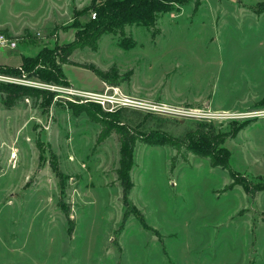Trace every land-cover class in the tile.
Listing matches in <instances>:
<instances>
[{"label":"rangeland","instance_id":"rangeland-1","mask_svg":"<svg viewBox=\"0 0 264 264\" xmlns=\"http://www.w3.org/2000/svg\"><path fill=\"white\" fill-rule=\"evenodd\" d=\"M102 1L0 0L2 52L34 57L0 65V264H264V190L231 178L264 177V0H164L149 25H110ZM122 107L162 115L169 139L207 123L229 166L137 140L121 224L126 166L93 112Z\"/></svg>","mask_w":264,"mask_h":264},{"label":"trees","instance_id":"trees-1","mask_svg":"<svg viewBox=\"0 0 264 264\" xmlns=\"http://www.w3.org/2000/svg\"><path fill=\"white\" fill-rule=\"evenodd\" d=\"M100 7L101 10H99V14L107 18L106 20L108 21L117 17L125 24L136 21L137 23L149 25V20L152 19L151 12L156 10L162 11L164 9L163 7H165V3L164 0H103ZM96 17L97 15H95V18ZM104 20L105 19H102V21L98 23V27H101ZM110 25H112V23ZM96 31H98V29ZM3 33L5 32L3 31ZM76 47V41L68 43L65 50L60 53V61L67 62L69 55ZM60 51H62V48ZM38 55L35 56L37 59ZM33 58L34 57L30 55H22V63L20 66L11 67L3 65V67L6 70L25 71L26 67L29 66L27 65L28 62L33 60ZM59 65V63H55L53 70L50 71V73L52 72V76H62ZM81 66L92 70L96 75L100 76L103 81L108 79L106 75L107 70L97 69L92 64H83ZM93 116L102 124L99 133V141L109 137L112 133H116L121 150L120 162L126 166L125 174H120L119 176L121 186L120 196L124 207L121 224H123L129 214L127 209L130 205L128 194L132 189L133 182L129 179L128 171L131 168L133 148L137 140L150 144H161L173 141L174 145H184L185 149L188 151H193L202 157H208L213 166H223L225 168L229 166L228 149L223 146L219 147V141L215 142L209 138L213 136L205 131L206 127H210L207 123L195 122L193 126L195 128L185 129L182 135L169 139L161 133L165 127V122L161 121L162 115L151 112H145L144 114L138 109L122 107L117 109L114 113L109 114L108 118L103 117V115L96 111L93 112ZM169 137L171 136L169 135ZM231 178H233L234 183L242 187L244 193L251 199H253L259 191L264 190V177H255L253 180H249L243 175L232 174ZM63 211L65 215L68 216V210L63 208Z\"/></svg>","mask_w":264,"mask_h":264},{"label":"built area","instance_id":"built-area-1","mask_svg":"<svg viewBox=\"0 0 264 264\" xmlns=\"http://www.w3.org/2000/svg\"><path fill=\"white\" fill-rule=\"evenodd\" d=\"M0 46H8L10 48H14L15 47V41L8 39L4 34H0ZM2 79L8 80V81H12L14 80L11 77H1ZM17 81V80H16ZM72 91V90H71ZM74 92V90L72 91ZM76 93L75 95H78V92H74ZM83 95H85L84 100L88 101V102H94L96 104H100L103 105L105 102L107 101H111V100H107L106 97L102 94H97V93H90V92H82L80 96L83 97ZM113 99V98H110ZM123 100H120V105L121 106H128L127 102H130L128 100H125L126 103L122 102ZM104 106V105H103Z\"/></svg>","mask_w":264,"mask_h":264},{"label":"crops","instance_id":"crops-1","mask_svg":"<svg viewBox=\"0 0 264 264\" xmlns=\"http://www.w3.org/2000/svg\"><path fill=\"white\" fill-rule=\"evenodd\" d=\"M3 48V47H2ZM2 48L0 47V65H7L11 67H18L22 63V55L11 56L2 52Z\"/></svg>","mask_w":264,"mask_h":264}]
</instances>
